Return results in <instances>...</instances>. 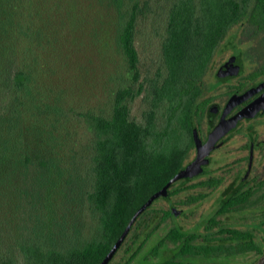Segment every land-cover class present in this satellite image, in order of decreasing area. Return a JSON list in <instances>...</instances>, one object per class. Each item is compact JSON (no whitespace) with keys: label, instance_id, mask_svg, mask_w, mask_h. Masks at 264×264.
<instances>
[{"label":"trees","instance_id":"1","mask_svg":"<svg viewBox=\"0 0 264 264\" xmlns=\"http://www.w3.org/2000/svg\"><path fill=\"white\" fill-rule=\"evenodd\" d=\"M112 1L117 46L130 82L114 92L109 116L85 115L92 131V181L85 200L97 221L95 237L60 247L27 239L19 247L21 264H98L136 209L184 167L192 145L193 109L220 40L247 11L251 23L264 14L261 0L253 8L248 6L251 0ZM72 8L74 3L64 7L59 0H41L34 6L28 0H0V66L9 47L27 61L34 41L67 28ZM147 12L163 17L159 64L152 75L141 78L135 35L139 16ZM6 72L1 86L12 92L0 96V105L7 109L0 117V163L9 165L25 140L27 121L37 104L30 75L22 67L13 72L5 68ZM4 76L0 69V77ZM140 95L145 108L136 118L129 104ZM0 264H14V260L0 256Z\"/></svg>","mask_w":264,"mask_h":264},{"label":"rangeland","instance_id":"2","mask_svg":"<svg viewBox=\"0 0 264 264\" xmlns=\"http://www.w3.org/2000/svg\"><path fill=\"white\" fill-rule=\"evenodd\" d=\"M28 1L34 6L41 0ZM59 2L64 7L74 3L67 28L46 33L34 41L27 61L9 47L0 66L3 76H8L5 68L13 72L21 67L30 75V91L37 104L13 161L9 165L0 163V179H5L0 181V256L11 257L14 264H21L19 247L27 239L41 240L43 246L60 247L94 235L97 221L85 200L92 181V131L85 115L109 116L114 92L130 82L125 59L117 46L113 1ZM162 19V15L149 12L138 18L135 40L141 78L152 75L159 64L158 32ZM221 61L218 56L213 58L203 87L215 81L213 74ZM5 76L0 77V96L4 98L12 92L2 89ZM209 95L214 93H203L201 99ZM129 106L131 115L140 118L145 108L144 96L140 95ZM6 111L0 105V117ZM213 156L216 159L218 154ZM25 157L28 163L24 162ZM184 182L179 180L176 186ZM206 204L197 207V215L204 213ZM152 206L162 209L167 204L159 197ZM177 220L183 226L187 223L180 217ZM134 229L135 225L131 231Z\"/></svg>","mask_w":264,"mask_h":264},{"label":"flooded vegetation","instance_id":"3","mask_svg":"<svg viewBox=\"0 0 264 264\" xmlns=\"http://www.w3.org/2000/svg\"><path fill=\"white\" fill-rule=\"evenodd\" d=\"M250 19L247 11L220 40L213 57L222 58L215 81L202 86L193 109L192 145L183 166L197 153L193 130L203 144L218 125L221 133L203 158L206 164L184 183L170 186L161 197L166 208L152 203L139 216L108 264H256L263 257L264 14L255 17L257 23ZM203 93L214 95L201 99ZM232 97L240 99L234 106ZM245 108L247 116H241ZM203 203L207 208L197 215Z\"/></svg>","mask_w":264,"mask_h":264},{"label":"water","instance_id":"4","mask_svg":"<svg viewBox=\"0 0 264 264\" xmlns=\"http://www.w3.org/2000/svg\"><path fill=\"white\" fill-rule=\"evenodd\" d=\"M225 66H227V63L225 64ZM216 75L218 76V74H216ZM239 100L240 99L234 100L232 97L229 101V104L234 106L237 103V101H239ZM246 114H247V109L245 108L241 112V116H247ZM236 117H234V119ZM219 131H220V128L217 125L214 128V130H212L208 134L207 140L203 144H201L199 139L197 138L196 131L193 130V137H194V141H195L196 148H197V153H196L194 159L190 163L185 165L182 169H180L172 178H170L167 181V183L160 190H158L155 193H153L152 195H150L148 197V199L140 207H138L136 209V211L132 214V216L128 220L127 224L125 225L123 231L121 232V234L119 235V237L117 238L115 243L112 245L110 250L106 253V255L103 257V259L101 260V262L99 264H108L109 263V261L112 259V257L114 256V254L118 250V248L121 246V244L125 240V238L128 236V234L133 229V227H134L136 221L138 220L139 216L157 198L162 197V196H166L167 190L170 188V186H172V184H174L175 182H177L179 180L186 181L189 177H191L195 173L200 172L202 170V166H204L206 164V161H207V159L203 160V158L205 157V155H207L209 153L210 150H212L213 147H210V146H212L218 140V137L220 136V133H221ZM256 264H264V255Z\"/></svg>","mask_w":264,"mask_h":264}]
</instances>
